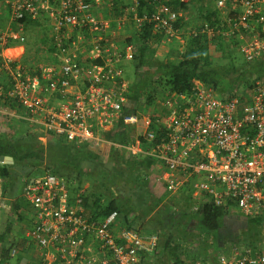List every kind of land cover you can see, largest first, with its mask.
I'll list each match as a JSON object with an SVG mask.
<instances>
[{"label": "built area", "instance_id": "2783aa9c", "mask_svg": "<svg viewBox=\"0 0 264 264\" xmlns=\"http://www.w3.org/2000/svg\"><path fill=\"white\" fill-rule=\"evenodd\" d=\"M126 1L116 10L112 0H0L9 16V26L0 31V100L13 104L0 109L3 123L30 127L76 148L109 146L133 160L149 158L158 169L155 184L170 196L189 200V211L196 215L210 204L235 209L246 221L264 220V79L242 94L233 90L234 96L221 98L193 80L186 93L168 90L142 111L122 114L130 106L120 65L132 60L137 48L126 41L114 43L121 32L132 28L141 33L150 26L161 42H187L179 10L151 0L140 11L139 0ZM99 6L106 16L96 15ZM213 8L216 20L198 22L187 38H234L246 62L264 54V0H213ZM42 19L53 36L50 59L32 71L22 61L21 21ZM13 45L19 54L5 55ZM115 123L135 129L129 143L102 136ZM71 191L64 179L46 171L23 181L19 198L28 206L26 216L30 213L24 234L30 249L22 264H139L141 254L157 250L158 235L128 228L117 211L98 217L84 205L90 196L86 188L75 195ZM10 208L0 189V211ZM1 254L0 244V262ZM17 256L12 247L4 264H19ZM219 260L264 264V241Z\"/></svg>", "mask_w": 264, "mask_h": 264}, {"label": "trees", "instance_id": "16d2710c", "mask_svg": "<svg viewBox=\"0 0 264 264\" xmlns=\"http://www.w3.org/2000/svg\"><path fill=\"white\" fill-rule=\"evenodd\" d=\"M112 1L115 6L121 0ZM139 2L140 11H142V8L147 0H139ZM165 3L174 10H184L187 7V4L179 2V0H167ZM197 11L198 21L203 20L212 24L214 20H216L217 15L214 9L210 11L208 9L205 10L200 8ZM3 18H9L7 12ZM181 20L182 19H179V21ZM21 22L24 23L25 26L32 23L31 21L26 20ZM149 28L150 26H146L144 31L136 33L130 39L126 40L127 43H134L136 45L137 51L132 60L137 61L136 68L141 69L142 71L140 72L138 83H135L134 86L126 92L127 102L130 108L123 107L122 114L134 113L137 110L140 111L144 104L145 106L152 105L158 97V90H161L162 92L169 90L176 93H186L191 89L193 80L199 81L205 86L211 88L215 94L217 93L216 95L221 98L226 95L229 97L234 96L233 90H236L238 94H242L245 90L250 89L254 83L264 79V54L252 62H246L239 53V43L234 38H231L230 41H228L220 34L215 35L212 38L206 35H198L196 37L186 38V43H175L171 47L172 49L169 55L172 59L167 60L165 63L160 62L153 65L152 60L155 48L153 47L154 45H152V42H157L158 38L152 36ZM181 47L183 48V54H180L179 51ZM23 64L25 63L23 62ZM142 98L145 100L144 104L140 102ZM2 101L0 100V109L4 108L6 105H9V108L12 109L13 104L4 103ZM3 122L4 117L0 115V178L3 181L0 189L2 195L10 187L11 183L6 179L10 180L11 178V168L20 164L25 166L29 165L31 167H39L43 161V150L40 145L31 144V141H33L36 137V131L34 129L26 126H5ZM120 127L122 130L119 131ZM117 130L118 132H115V130L112 129L110 133L104 134V136L113 142L126 143L123 139L127 136L125 127L122 126L121 123H117ZM49 140L52 143L57 141L52 136H49ZM37 144H39V142H37ZM56 147L60 148V150L66 153L70 158L73 157L74 154L79 153L80 157L87 162L89 165V167H86L87 171H78L80 174L76 177H81V175L91 172L93 169L91 168V163L96 162V158H98L92 151V147H87L86 145L76 148L71 146L69 143L63 142V144L57 145ZM104 148L110 153H115L111 154L114 159L116 156H119V158L117 157L118 159L122 158L118 163L115 162L116 164H125L120 165L119 170L113 172L112 177L109 179L112 186H115V182H117V189L121 191L122 196H124V194H128L121 188L122 185L118 184V178H124V170L127 169L125 171L126 174H131V172L140 168H142V170H149L153 168V161L149 158L137 161L130 159L129 157L128 159V155L123 150L115 152L109 146H105ZM63 163L65 164L67 161L62 162L61 159H56L54 163L51 162L49 166H46L41 173L46 171L52 173L57 178L64 179V169L60 166V164ZM101 171L103 170L101 169ZM128 171L131 172L127 173ZM27 174L30 175L31 171ZM67 180L65 179L68 183ZM135 180L136 179L132 180L129 185L133 186L137 181ZM125 182L126 181L124 180L123 188ZM152 183V180L148 182V184ZM125 185L128 186V183ZM111 193L112 191H110V194ZM92 194L91 196L93 197ZM139 197L140 198L138 201L136 200L135 205H139L140 207L142 205L145 206L147 201L144 200L141 195ZM88 201L89 196L86 198L84 205L89 206ZM129 201H131L129 197L125 196V199L123 200L124 209L120 208L115 201H109L104 207L100 206L98 205L97 199H95V201L92 199L93 203H91L90 206L91 208L95 207L91 210H94L96 215L102 218L111 211H117L120 215L123 213V220L121 221L120 218V221L128 228L132 229L126 217V214L129 212L128 210L133 209V205L126 208ZM185 202H187V200H185ZM10 209L16 214L18 220H22L24 213L27 212L28 206L23 202H13L11 203ZM9 212L10 210H2L0 213V244L2 249V262H0V264H4L5 260L8 259V253L11 249V245L7 247L8 238L12 232V220L11 218L9 219ZM189 216L190 217L188 218L191 219L195 217L196 214L190 212ZM196 218L197 229L201 234L204 233L206 235L215 234L220 231L221 228L227 227L228 225H231L234 230H238L239 232L242 226H248L250 223H253L259 229V233L257 235L260 238L261 245L263 244L264 220L261 218L247 221L244 219L243 222L237 220L235 221L227 217V211L210 204L205 205ZM171 243L172 238L169 237L164 243V250L170 256L174 255L173 252L178 248L177 245L172 246ZM205 246H207L206 242ZM21 256L18 254L17 258L20 259ZM23 256L26 258L25 255ZM177 261L179 262V259L176 257L174 263ZM22 263H25V261L22 259L19 260V264Z\"/></svg>", "mask_w": 264, "mask_h": 264}, {"label": "crops", "instance_id": "0c3cea01", "mask_svg": "<svg viewBox=\"0 0 264 264\" xmlns=\"http://www.w3.org/2000/svg\"><path fill=\"white\" fill-rule=\"evenodd\" d=\"M122 2L123 0L117 3V6H114L116 10H121L120 8L122 7ZM124 2L128 3V1L126 0ZM148 9L150 10V8ZM0 13L2 15V17L0 18V31H2L9 26V20L7 18H3V16L6 14L5 10L0 8ZM95 13L97 16L103 17L104 9L100 6L96 7ZM39 21L45 22V20L43 19ZM32 23H34L33 25L37 27L40 22L37 23L36 21H34ZM46 24L45 26L47 27ZM128 32L129 35L126 34V38L130 39L133 35L136 34L137 31L132 28H129ZM35 33H39V31L35 30ZM125 33L126 32H121V35L118 38L124 37ZM117 41L118 39H115L114 43H117ZM172 43L178 42L174 41L166 43L170 45V47L166 48L164 45L165 43L159 41V39L157 42L153 41L152 45H154L153 47L155 48L153 60H155L157 56H162L164 54L169 57H167L166 61L171 59L172 57L170 58L169 55L172 49ZM14 48L19 47L13 45V47H10V49L7 50L8 53L11 54L10 52H13L12 49ZM112 129H114L115 132H118L117 123H115L107 131L103 132L102 136L105 137L104 134L110 133ZM120 130H122L121 127L119 128V131ZM134 130L125 127L127 136H125L123 139L126 141V144L133 139L135 132ZM92 151L102 161H104L105 157L108 156V151L104 147H92ZM117 157L119 158V156H116L115 159L113 156H111L110 158L113 159V161H115L116 163H118L119 161H121L122 158L118 159ZM120 165L122 164L119 163V166ZM152 165L153 168L149 170H142V168H140L138 170L133 171V174H130V171H128L131 176V179L137 180H135L136 183L132 186V193L129 196V199L133 198V201L136 199L138 201V199L140 198L139 196L141 195L143 199L147 201V203L145 206L142 205L140 207L139 205L136 206L133 203L131 204L132 201H129L127 206H125L126 208H128L133 205V209L128 210L129 212L127 214L125 213L127 215V220L130 223L132 229L147 234L155 233L156 235H158L159 238L157 250L153 254H141L139 264H185L188 261H198L202 264H220V257L227 255L231 256L234 250L243 247L238 246V244L235 245L237 243L236 240L237 236L239 235V232L238 230H234L231 225L221 228V230L216 232L215 234H201L200 231L197 229L196 225L197 215L191 219L188 218L190 217V203H188L189 200L185 202L186 199H184V197L177 199L176 197L170 196L165 193L164 189L161 186L156 185L154 182V177L158 174V169L155 166L154 161ZM144 176L146 178H144ZM150 180L153 181L152 184H148ZM75 184L76 185L72 187V195L76 194L77 189H85L83 186H80L78 182H75ZM94 191L95 189H91V191H89V193H93L92 195L94 198L89 194V206H87L88 209L91 210L95 208H91L90 206L91 203H93L92 199L94 201L95 199H97L98 205L103 207L106 206L109 201H115L116 204L120 206V208L124 209L123 200L125 199V196H122L121 191L117 189V182H115V186L111 187V191L113 194L111 193L110 196L105 195V187H102L100 189L98 193L100 194L99 197H95L96 195L94 194ZM123 216L124 214L121 213V221L123 220ZM227 217L235 221H244V217L235 209L227 211ZM168 237L172 238V246H178L177 250L173 252L174 255L171 256L164 250V243ZM205 242L207 246H205ZM193 243L198 244L194 249H192ZM176 257L179 259V262L177 261L176 263H174Z\"/></svg>", "mask_w": 264, "mask_h": 264}, {"label": "rangeland", "instance_id": "374dc122", "mask_svg": "<svg viewBox=\"0 0 264 264\" xmlns=\"http://www.w3.org/2000/svg\"><path fill=\"white\" fill-rule=\"evenodd\" d=\"M123 0L122 2V8L125 7L126 3ZM147 0L146 3H148ZM167 1V0H164ZM169 1V0H168ZM145 3V4H146ZM187 7L184 10H179L182 14V31L183 35L182 38L185 40L187 38L186 32H188L189 29H195V27L198 25L197 15H198V9H205V10H213V0H190ZM145 5L143 6L142 10L145 9ZM148 10V9H147ZM105 15V11L103 13ZM39 23L37 27L33 25L34 23L28 24L23 29V35L25 37V47H24V53L22 56V61L25 63V65H29L30 69L33 71L37 64H43L48 62L50 59V47L53 43V36L51 35L50 28L44 21H36ZM47 25V27L45 26ZM40 29H39V28ZM35 30H38L39 33H35ZM128 30V29H127ZM43 31V32H41ZM46 31V32H44ZM137 33V32H136ZM126 34L129 35V32L126 31L124 34V37L118 38L117 44L121 45L122 43H125L126 41ZM133 35V32H132ZM131 37V36H130ZM175 43H172L171 46H173ZM182 44V43H181ZM166 48L170 47L169 44H164ZM10 51V50H9ZM13 52L8 53V51H5V55L9 54V56H16L20 52V48H14L12 49ZM240 55V54H239ZM167 55L157 56L155 60H152V64H158V63H164L167 59ZM169 58V57H168ZM172 59V58H171ZM136 60H130L125 61L123 64L120 65V69L122 70V78L126 82L128 89L132 88L135 83H138L139 81V75L142 71L141 69L136 68ZM151 89V88H150ZM158 90V89H157ZM159 93L157 95L162 94L161 90H158ZM217 94V93H216ZM218 97V96H217ZM144 99L142 98L140 101L142 102ZM143 103V102H142ZM145 105V104H144ZM141 109L140 111H142ZM4 124V123H3ZM6 126V124H4ZM3 125V126H4ZM36 137L34 138L35 141H31V144L34 145H40V147L43 150V161L41 166L39 167H31V166H25L23 164L16 165L13 168H11V178L6 179L8 182H10L9 189L3 193V198L9 203L11 206V203L13 202H23L20 198V188L24 180L26 178H29L31 176H38L46 166H49L50 163H54L56 159H61L62 162L67 161V163L60 164L61 168L64 169V180L68 179V184L70 186L76 185L75 182L79 183L80 186H83L89 191L91 189H95L94 194L95 197H99L100 194L99 191L102 187L105 185V195L110 196V189L112 187L111 183L109 182L110 177H112V173L119 170V164H116L113 159L110 157L112 156L110 152L108 151V156L105 157L104 161H102L99 158H96V162L91 163V172H87L81 177H76L79 175V172H85L86 167H89L87 162L80 157L79 153H76L73 155V157H68L66 153H64L60 148L56 147L57 145L63 144L62 141L51 142L49 140V137L46 135H41L36 133ZM19 136V135H17ZM53 145V146H52ZM56 158V159H55ZM128 158V157H127ZM129 159V158H128ZM102 161V162H101ZM122 165H125L124 163H121ZM101 169L107 170V171H101ZM127 170V169H126ZM124 170V178H119L118 182L122 189H124L125 193L124 196H130L132 193V186L129 184L131 183L132 179L129 174H126ZM31 171V174L28 175L27 173ZM79 171V172H78ZM87 171V170H86ZM110 171V172H109ZM131 172V171H130ZM128 173V172H127ZM132 173V172H131ZM133 174V173H132ZM69 176V177H68ZM68 177V178H67ZM126 181L124 183L123 188V181ZM109 182V183H108ZM128 183V186L125 185ZM91 195V193H89ZM98 195V196H97ZM132 201L131 204H135L136 200L133 201V198H130ZM1 213V211H0ZM26 213H24V217L22 220H18L16 217V214L12 212L10 209L9 212V219H12V232L9 235L7 247L11 245L12 247H15L18 249V254L21 256L20 259L17 258V262L19 260L24 258V254L26 253V249H30V247L27 245L28 242H26L25 238V231L27 229H30V222L28 220V216L30 213L28 212L26 216ZM259 229L258 227L250 223L248 226H242L241 230L239 231V235L237 236V243L238 246H248L251 248H256L261 246L260 238L258 237ZM198 245L197 243H193L192 249H194ZM10 264H15V261L12 260L9 262Z\"/></svg>", "mask_w": 264, "mask_h": 264}, {"label": "bare ground", "instance_id": "6f19581e", "mask_svg": "<svg viewBox=\"0 0 264 264\" xmlns=\"http://www.w3.org/2000/svg\"><path fill=\"white\" fill-rule=\"evenodd\" d=\"M7 55H9V54H7Z\"/></svg>", "mask_w": 264, "mask_h": 264}]
</instances>
